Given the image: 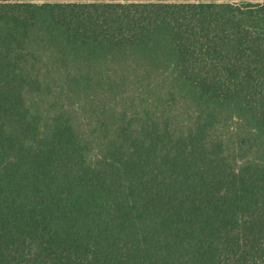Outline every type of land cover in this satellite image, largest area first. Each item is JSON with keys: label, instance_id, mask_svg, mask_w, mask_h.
Returning <instances> with one entry per match:
<instances>
[{"label": "trees", "instance_id": "trees-1", "mask_svg": "<svg viewBox=\"0 0 264 264\" xmlns=\"http://www.w3.org/2000/svg\"><path fill=\"white\" fill-rule=\"evenodd\" d=\"M0 0V264H264V0Z\"/></svg>", "mask_w": 264, "mask_h": 264}, {"label": "rangeland", "instance_id": "rangeland-1", "mask_svg": "<svg viewBox=\"0 0 264 264\" xmlns=\"http://www.w3.org/2000/svg\"><path fill=\"white\" fill-rule=\"evenodd\" d=\"M12 2H19V3H39L42 2L41 0H11Z\"/></svg>", "mask_w": 264, "mask_h": 264}]
</instances>
